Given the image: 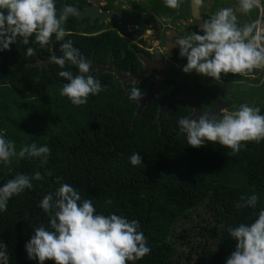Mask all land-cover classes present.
I'll return each instance as SVG.
<instances>
[{
  "label": "trees",
  "instance_id": "1",
  "mask_svg": "<svg viewBox=\"0 0 264 264\" xmlns=\"http://www.w3.org/2000/svg\"><path fill=\"white\" fill-rule=\"evenodd\" d=\"M62 2L55 0V7H61ZM66 4L82 9L85 1L66 0ZM216 8L210 4L212 12ZM114 9L108 6L103 10ZM159 11L165 13L162 7ZM105 27L98 21L89 25L86 20L71 18L64 26L65 40L70 39L94 64L109 63L122 69L135 62L138 48L132 46L134 49L125 54V42ZM32 39L29 37V45H22L17 38L8 50L0 51V132L17 152L32 143L47 145L50 150L43 168L38 158L27 157H13L10 164L0 165V185L17 174H41L40 180L32 181V189L10 198L7 210L0 213V241L7 246L9 264H37L27 258L24 245L34 227H48V216L37 204L60 183L76 188L83 199H93L98 213L138 221L150 253L135 264H225L236 243L227 228L250 223L252 212L264 207V140L259 144L243 142L245 146L235 155L217 157L220 152H199V148L186 146L185 135L176 131L178 119L191 112L188 106L171 113L168 106L173 105L167 103L158 119V100L152 98L135 118L137 104L128 98V89H117L110 74L103 75L97 95L74 106L59 95L66 81L49 62L50 55H61V42L41 49L31 44ZM28 46L35 50L34 55L25 56ZM69 67L76 72L75 66L66 65ZM90 74L96 77L95 72ZM153 81L152 74L142 78L138 85L141 93L150 92ZM178 92L170 83L162 89L164 97L175 100ZM260 113L264 114V107ZM134 152L140 155L141 165H130L128 157ZM46 171L51 175H45ZM253 193L258 196L256 209L238 211L234 205L241 196ZM200 209L207 213L206 218L198 213ZM190 218L205 225L199 228L204 241L188 249L181 262L177 249L182 244L177 240L188 233L187 229L177 233L176 228ZM44 264L55 262L46 260Z\"/></svg>",
  "mask_w": 264,
  "mask_h": 264
},
{
  "label": "clouds",
  "instance_id": "2",
  "mask_svg": "<svg viewBox=\"0 0 264 264\" xmlns=\"http://www.w3.org/2000/svg\"><path fill=\"white\" fill-rule=\"evenodd\" d=\"M191 1L194 6L200 7V10L203 4L212 3L211 0H163L161 4L175 10L182 2H187L188 7ZM127 2L130 4L125 3L122 6H126L128 12L127 6L131 5L133 0ZM91 3V0L85 1V6L102 8L98 3ZM235 4V8L223 7L214 14L211 13L212 16L204 21L198 32H189L188 35L185 33L181 37H178L175 28L172 29L171 26L168 28L163 24L164 18H159L162 24H144L139 18L114 12L119 16L135 19L143 25L142 35L134 38L133 33L137 26L135 23L126 25V31H122L119 24H113L111 27L106 23L103 24L106 26L105 31L116 32L125 42V54L130 52L129 46H135L126 40L128 33L133 39L139 40L141 62L145 67L140 71V68L133 71L136 73L133 77L128 74L130 62L122 69L114 68L109 63L94 64L84 58L70 39L65 40L67 33L64 26L69 23L68 16L73 13L72 7L79 9L77 4L66 5L67 7L57 16V9L61 7H55V0H0V51L8 50L11 44L16 43L17 38L22 45H29V37H32L31 44H36L41 49L52 43L61 42L59 43L61 55H50L49 62L58 67L57 76L66 81L59 95L67 97L74 106L86 104L89 95L95 96L102 90L101 79L104 74H110L111 82L117 89H128V98L134 103L138 102L139 105L138 100L149 94L141 93L138 85L151 66L147 58L155 55L161 62L165 61L163 64L176 68L167 72H174L179 77L182 73L196 75L199 88L203 85L205 91L208 90L204 93V97L209 103L202 108L193 109L194 115L190 117L193 95L191 94L187 103L167 98L162 93L163 85L159 96L149 97L144 107L152 97L156 98L159 104L157 118L160 119L167 103L175 107V112H181L179 108L188 106L191 112L178 119V128H176L180 135L181 133L185 135L186 146L199 148V152L210 151L214 154L220 152L217 157L223 156L222 153L235 155L245 146L243 142L259 144L264 140V114L260 113L259 108L247 104H240L236 110L228 111L227 100L223 96L213 95V91L209 90L212 87L209 85L221 81V78L223 80L224 74L247 76L254 69L264 67V0H236ZM254 11L256 20L252 21L251 14V22L242 25L237 23V13L247 16ZM141 15L140 17L145 18L144 13ZM175 17L181 24L179 15ZM66 20L68 22L64 25ZM190 20L191 18L184 21ZM185 28L192 29L189 26ZM167 29L173 30V37H170L171 31L167 32ZM145 37H152L153 45H148L144 49ZM165 37L169 54L161 44ZM143 50H145L144 54ZM34 52L35 50L28 46L24 54L32 56ZM182 58H185L186 62ZM66 65L75 66L76 72L74 73L70 67L66 69ZM92 65L95 69L90 71ZM91 72H95L96 77L91 75ZM150 74L153 75L151 72ZM180 80L182 81V78ZM159 98L164 101L162 106ZM211 143L219 144L220 147ZM49 155L50 150L47 145L38 147L36 143L22 146L17 152L13 143L6 140L0 132V165L10 164L13 157L20 159L27 157L38 158L40 167L43 168L48 163ZM128 161L132 166L142 164L138 152L132 153ZM45 175L51 173L46 171ZM40 179V172H34L31 177L17 174L0 185V213L7 210L10 198L23 193L25 189H32V181ZM257 201L258 196L253 193L247 197L241 196L234 206L238 211L244 208L254 210ZM37 207L48 216V227L43 225L34 227L33 234L24 245L27 258L37 261V264H44L46 260H52L55 264H135L150 253L146 237L139 230L138 221L128 220L114 213L108 215L98 213L94 207V200L83 199L79 191L70 184L60 183L54 191L44 194ZM252 216L254 218L250 223H240L235 227L227 228L228 236L236 243L235 250L226 258L225 264H264V207L253 211ZM6 249L7 246L0 241V264H9Z\"/></svg>",
  "mask_w": 264,
  "mask_h": 264
},
{
  "label": "flooded vegetation",
  "instance_id": "3",
  "mask_svg": "<svg viewBox=\"0 0 264 264\" xmlns=\"http://www.w3.org/2000/svg\"><path fill=\"white\" fill-rule=\"evenodd\" d=\"M85 1L88 2V0H85ZM108 1H110V3H108ZM114 1L115 0H104V4L101 5V6H104V7L100 8V10L104 11L103 9L105 7H108V6L109 7H116V5H115L116 2H114ZM158 1H160V0H148L147 2H149V3L153 2V5H154ZM183 1H185V0H183ZM66 5H67L66 4V0H63V2L61 4V7L62 6H66ZM137 5H139V3H134L133 2L131 5L127 6V9H128L129 13H131L133 15H136L137 18H138L139 16H142V15H140L138 13V10L134 9ZM180 6H181V4H180ZM119 7H120V9H124L123 6H119ZM152 8L153 7H148L147 8V12L148 13L147 14L144 13L145 19L149 18V14L152 13L151 11H153ZM207 9L210 12L209 14L203 13V12L201 13V11H200V14H201V16L203 18V21L207 20V18L210 17V14L212 12L211 9H210V5H208ZM108 11H111V10H108ZM113 12H116V11H113ZM116 13H119V12H116ZM214 13H215V10L212 12V14H214ZM133 15H131V16H133ZM250 20H251V15L248 16L247 21L250 22ZM162 21H163V24H166L168 26V28L171 26L172 29L175 28L176 33H178V34L180 33V29L178 27L181 26V24H179L177 21L173 23V19L172 18H164V19H162ZM185 27H188V26H185ZM185 27H183V28H185ZM129 29L132 30V28H129ZM192 29H193L194 32H198L199 31V30H196L195 28H192ZM190 33H192V31ZM180 35H182V34H180ZM126 40L128 42H130V43H133V45H135V47L138 48L139 40L133 39L132 36H130V33H128V35L126 36ZM129 49L131 51L134 48L132 46H129ZM135 51L136 52L134 53V56L136 58V61L135 62L134 61L131 62L129 64V68H128V72H129L128 74H130V77H133L136 74V73L133 72V68H140L139 69V71H140L141 69H144L143 67H145L144 63L141 62L142 55L140 54L139 48L137 50H135ZM147 59L149 60V63L151 64V66L148 68L149 70L145 72V74L142 76V78L147 77L150 72L153 73V75H154V81H153L154 87H153L152 90H150L149 93H147V94L150 95L156 89L157 81H158L157 79H158V77L160 75L159 69L162 68L164 71H171V70H176V68L174 66L169 65V64H163V62L165 63V61L161 62L160 58L155 56V55L151 56V57H149ZM139 71L137 73H139ZM179 75H180V77L178 75L176 76V74H173V75L172 74H166L165 76H163V79L161 80V82H162L161 88H162L163 85H166L167 83L175 84L176 87L179 88V92L177 94V99L181 100V101H184V102L185 101H190V97H191V94H192L193 95V98H192V101H193L192 113L194 112L193 109H197L199 107L202 108L205 105L207 106L209 101H208V99H205L203 91L201 92L200 95L198 94V90L202 89V88H199V85L197 83L196 84H190V77L187 76L186 73H182V74H179ZM227 75H228L227 80H231V77L235 78L238 74L228 73ZM241 77L242 78H247V80L249 79V80L256 81V82L250 84V88L252 90H254V91L255 90H259L260 88L263 90L257 97H254L255 99H251V97H250V99H247V101L250 102V104H251L249 106L257 107V108H259L261 110L262 107H264V88L261 87L264 84V68L254 69L251 74H249L247 76H241ZM180 78H182V81H183L184 85L180 82ZM196 82H197V80H196ZM239 86L244 87V84L241 81H239V79L236 80V81H230V82L228 81V82H225V84H224L225 100H227V102L229 104V107L227 108L228 111L236 110L239 107L240 104H245L246 103V99L240 98L239 88H238ZM184 87H185V90H184ZM212 98H213V96L210 98V101H211ZM171 111L173 113H175V107L170 106L169 112H171Z\"/></svg>",
  "mask_w": 264,
  "mask_h": 264
},
{
  "label": "rangeland",
  "instance_id": "4",
  "mask_svg": "<svg viewBox=\"0 0 264 264\" xmlns=\"http://www.w3.org/2000/svg\"><path fill=\"white\" fill-rule=\"evenodd\" d=\"M100 1H102V0H92V3H95V4H97L98 2H100ZM104 1V0H103ZM127 1H129V0H115L114 2H116V7H119V6H122V5H124L125 3H129V2H127ZM146 1H148V0H133V2L134 3H146ZM208 1H210V0H208ZM212 1V3H211V6H213V5H215L217 8H216V10H215V12L218 10V9H220V8H223V7H233V8H235V6H236V4H235V2H236V0H211ZM160 2L161 3H163V0H160ZM153 3V2H152ZM130 4V3H129ZM209 4V3H208ZM208 4H207V8H208ZM160 5V4H159ZM183 5H184V12H182L181 11V13H180V11H179V9H177L176 11L178 12V14L177 15H179V13H180V16L178 17V18H180V20H186V19H190V16H189V11H190V3H189V6L187 7L186 6V3L184 2L183 3ZM157 6V5H156ZM151 7H153L152 8V10H153V12H160L159 11V9H160V7H162V9H163V11L165 12V13H173L169 8H167V7H165L164 6V4H161L160 6H158L156 9H155V4L153 5V6H151ZM188 9H189V11H188ZM175 11V10H174ZM201 11V13L203 12V13H207V14H209L210 12L208 11V9H201L200 10ZM152 12V11H151ZM150 13L149 14V21H150V24H157V23H159V18H165V16H163V15H155L154 13ZM164 13V14H165ZM252 14V12L250 13V14H248L247 16H245V15H243V14H240V13H237V17H238V20H237V22H239V23H248V21H247V19H248V16H250ZM160 16V17H159ZM207 16V15H206ZM205 16V17H206ZM210 16H212V15H210ZM173 18V23L174 22H176V20H177V18L175 17H172ZM141 21H143V20H141ZM146 23V22H145ZM184 27V26H183ZM182 26H179L178 28L180 29V30H182V29H184ZM170 31H173V30H171V29H167V32H170ZM186 31L187 32H194L193 31V29H189V28H187L186 29ZM144 41H145V47H144V49L145 48H147V46L149 45V46H152L153 45V40H152V37H145V39H144ZM165 43H166V37L162 40V42H161V44L163 45V47L167 50V48H166V45H165ZM144 51L145 50H143L142 51V53L144 54ZM179 52V51H178ZM167 53H168V50H167ZM169 54V53H168ZM173 75V74H172ZM187 76H189L190 77V84H196L197 82H196V75H194V74H192V75H189V74H186ZM235 78H238L239 79V81H241L243 84H244V87H241V86H239L238 88H239V95H240V98H242V99H246V103L245 104H247V105H251L250 104V102H248L247 101V99H250V97H251V99H255L254 97H257L263 90L260 88L259 90H252L251 88H250V84H252V83H254V82H256V81H254V80H247V78H242V77H240V76H236ZM201 81V80H200ZM202 82V81H201ZM264 85V84H263ZM261 86V87H263L264 88V86ZM203 86V85H202ZM201 86V88L202 89H199L198 90V94L200 95L201 94V92L203 91V94L206 92V91H208V90H206L205 91V87H202ZM221 89L223 88V90H224V87L223 86H221L220 87ZM209 90H212V89H209ZM220 96H223L224 98H225V94L224 93H220L219 94ZM237 97V96H236ZM247 97V98H246ZM238 99V98H237ZM135 103L137 104L138 102H136L135 101ZM212 103H213V101H211V103H210V105L212 106ZM138 106L139 105H137V108H138ZM143 108H144V106H143ZM206 109H207V107H206ZM136 113L137 112H135V118H136ZM194 115V112L191 114V116L190 117H192ZM198 213L201 215V217H205L206 218V215H207V213H205V211L203 210V209H200V210H198ZM192 218H195V216H192ZM197 221H198V219H197ZM203 226H205L204 224H202V223H198V222H196V221H194V220H192L191 218H190V220L189 221H187V222H184L183 224H181V225H179V226H177V228H176V230H177V233L178 232H182V230L183 229H187V233H188V237H186V238H184L183 237V239L182 238H180V237H178V240H177V243L178 244H182V247H178V249H177V251H178V254H179V257H180V259H181V262H183L184 261V256H186V254H187V252H188V249H190L191 247L192 248H194L197 244H199V243H201V242H203L204 240L203 239H200V234H199V231H200V227H203ZM182 235L184 236L185 235V233L183 232L182 233Z\"/></svg>",
  "mask_w": 264,
  "mask_h": 264
},
{
  "label": "water",
  "instance_id": "5",
  "mask_svg": "<svg viewBox=\"0 0 264 264\" xmlns=\"http://www.w3.org/2000/svg\"><path fill=\"white\" fill-rule=\"evenodd\" d=\"M66 7L67 6H62L60 9H57V16ZM72 9H73V13L68 16V19L76 18L80 21L87 20V23L89 25L93 24L94 21H98L99 25H103L106 23L108 24L109 27H111L113 24H119L122 31H126V27H125L126 25L135 23L137 26H136V31L133 33V37L134 38L140 37L143 33V25L140 22L136 21L135 19L119 16L112 11H101L98 6L86 5L82 10H79L76 7H72ZM189 12H190L191 20L189 22L180 20V23L183 26H189V27L195 28L196 30H199L200 26L204 23L203 18L200 14V7L197 8L196 6L193 5L191 1ZM67 22L68 21L66 20L64 25H66ZM173 36H174V32L171 31L170 37H173ZM93 69H95L94 65H92V68L90 69V71H92ZM159 71H160V75L157 79L158 81H157V86H156L155 91L152 94L146 97H142L141 99L138 100L139 106L136 111L137 112L136 117L140 115L143 109V106L145 102L149 99V97L154 96V95L159 96L160 90H161V84H162L161 80L163 79V76H165L168 73L175 74L174 72L164 71L162 68H160ZM180 82L184 85V83L181 80ZM159 101H160V106H162L164 104V101L161 98H159ZM161 111H162V108H161Z\"/></svg>",
  "mask_w": 264,
  "mask_h": 264
},
{
  "label": "crops",
  "instance_id": "6",
  "mask_svg": "<svg viewBox=\"0 0 264 264\" xmlns=\"http://www.w3.org/2000/svg\"><path fill=\"white\" fill-rule=\"evenodd\" d=\"M92 1V0H91ZM183 3L184 2H182L181 3V6L178 8L179 9V11H180V13H181V11L182 12H184L183 10H184V5H183ZM93 4H95V3H93ZM98 4L101 6V5H103L104 4V1L102 0V1H100V2H98ZM153 5V3L152 2H147L146 1V3H139V5H137L134 9L135 10H138V13L141 15V14H143V13H148L147 12V8L148 7H151ZM203 6V8L204 9H207V3H205V4H203L202 5ZM102 8L104 7V6H101ZM126 6H123V8L124 9H120V7H114L115 9L113 10V11H116V12H119L120 14H123V15H128V16H131V15H133V14H131V13H129V12H127L126 11V8H125ZM182 9V10H181ZM173 13H171L170 15H169V13H166V14H160L159 12H153L155 15H163V16H165V18H166V16L167 17H169V18H172V17H174L175 18V16L178 14V12L176 11L177 9H175V11L173 10V9H170ZM188 11H189V9H188ZM180 13H179V16H180ZM134 17H136L137 18V16L136 15H133ZM132 16V17H133ZM189 16H190V14H189ZM139 19H140V21L141 20H143L142 22L144 23V24H150V21H149V18H147V19H145V18H142V17H138ZM173 19V18H172ZM177 21V20H176ZM146 22V23H145ZM251 22V21H250ZM158 24H162L161 22H160V20H159V23ZM185 33H187V35L189 34V32H187L186 31V28H184V29H182V30H180V33L178 34L179 36L178 37H181V35L180 34H182L183 36H184V34ZM227 77H228V75L227 74H225V78H223V80H222V78H221V81H216V83H214L213 85H209V87L211 86L212 87V91H213V95H218L219 96V94L220 93H224V90H223V88L221 89L220 87L221 86H223L224 87V84H225V82H230V81H236V80H238V78H232L231 77V80H227ZM224 82V83H223Z\"/></svg>",
  "mask_w": 264,
  "mask_h": 264
},
{
  "label": "bare ground",
  "instance_id": "7",
  "mask_svg": "<svg viewBox=\"0 0 264 264\" xmlns=\"http://www.w3.org/2000/svg\"><path fill=\"white\" fill-rule=\"evenodd\" d=\"M150 32H148V34H149Z\"/></svg>",
  "mask_w": 264,
  "mask_h": 264
}]
</instances>
